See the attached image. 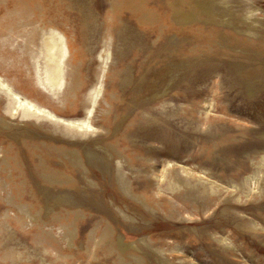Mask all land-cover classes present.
<instances>
[{
  "label": "rangeland",
  "instance_id": "rangeland-1",
  "mask_svg": "<svg viewBox=\"0 0 264 264\" xmlns=\"http://www.w3.org/2000/svg\"><path fill=\"white\" fill-rule=\"evenodd\" d=\"M0 264H264V0H0Z\"/></svg>",
  "mask_w": 264,
  "mask_h": 264
}]
</instances>
